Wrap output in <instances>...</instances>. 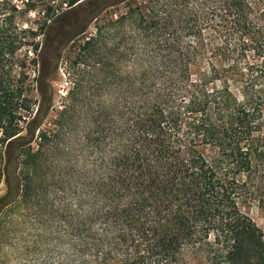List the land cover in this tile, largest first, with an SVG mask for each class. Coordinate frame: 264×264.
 <instances>
[{"label":"trees","instance_id":"obj_1","mask_svg":"<svg viewBox=\"0 0 264 264\" xmlns=\"http://www.w3.org/2000/svg\"><path fill=\"white\" fill-rule=\"evenodd\" d=\"M88 1L93 18L132 0ZM132 3L112 23L130 22L126 46L108 54L134 71H73L54 128L36 135L53 92L40 90L24 127L22 91L0 74V231L15 209L60 214L59 243L18 264H264L262 229L241 207L264 166V0ZM3 28L0 64L17 48ZM93 41L84 63L110 66ZM76 116L86 125L71 149Z\"/></svg>","mask_w":264,"mask_h":264},{"label":"rangeland","instance_id":"obj_2","mask_svg":"<svg viewBox=\"0 0 264 264\" xmlns=\"http://www.w3.org/2000/svg\"><path fill=\"white\" fill-rule=\"evenodd\" d=\"M133 1L128 3L136 6ZM128 3L110 6L92 18L93 8L88 0H78L74 4L71 0H0V27H4L17 47L15 53L5 55L0 64V74L7 89L22 91L16 102L24 127L28 126L40 104V90L53 92V105L36 135L40 129L44 131L55 127L58 112L69 100L73 71H79L80 67L87 71H134L133 64L132 68H128L126 60L119 54L126 46V31L130 22L112 25L126 14ZM90 39H94L91 47L95 46L96 52L105 53V62L110 66L94 67V54L86 61L89 66L84 63L82 56L88 51L84 47H88L86 43ZM112 49L119 52L112 56L108 54ZM203 65L209 69L207 60ZM202 70L200 66L195 67L194 73ZM232 84L234 88H240L238 81L232 80ZM82 118L74 117L68 134L62 138L63 146L71 149L80 147L79 137L86 125L80 121ZM33 146L36 147V143ZM60 151L58 159H67L66 152L63 149ZM87 154L80 157V164L85 163L84 159L89 160ZM245 180L246 197L241 201L242 211L257 223L264 234V166L256 165ZM5 190L6 186L2 183L0 196ZM56 206H60L59 202L55 203V209ZM59 215L51 213L50 208L40 210L38 214L21 209L10 212L0 231V264H18L19 252L25 250L36 253L35 257L41 259L46 250L53 247V242H58L62 225Z\"/></svg>","mask_w":264,"mask_h":264}]
</instances>
